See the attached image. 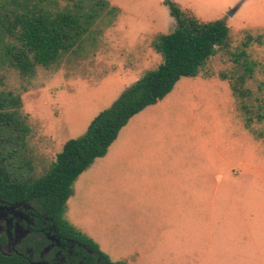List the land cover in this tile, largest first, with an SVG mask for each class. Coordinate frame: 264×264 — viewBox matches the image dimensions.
<instances>
[{"label": "rangeland", "instance_id": "rangeland-1", "mask_svg": "<svg viewBox=\"0 0 264 264\" xmlns=\"http://www.w3.org/2000/svg\"><path fill=\"white\" fill-rule=\"evenodd\" d=\"M84 48L32 76L0 67V91L22 100L31 131L18 163L44 175L64 144L85 135L95 117L162 58L158 34L177 27L165 0H108ZM201 21L222 20L229 48L194 78H181L162 100L133 116L107 154L73 184L65 218L111 262L124 264H264V121L245 128L230 83L243 73L232 53L264 24V0H171ZM245 83L251 108L264 103V45ZM227 76L222 80L220 75ZM25 166V165H24Z\"/></svg>", "mask_w": 264, "mask_h": 264}, {"label": "trees", "instance_id": "trees-1", "mask_svg": "<svg viewBox=\"0 0 264 264\" xmlns=\"http://www.w3.org/2000/svg\"><path fill=\"white\" fill-rule=\"evenodd\" d=\"M177 22L174 31L158 34L152 48L162 58L155 69L144 72L113 105L100 112L80 138L67 141L47 172L33 177L30 163H18L26 150L30 127L21 114L22 100L10 91H0V196L6 200H36L62 232L86 244L106 264L111 262L93 239L65 218L66 204L73 184L97 159L107 154L119 131L145 108L162 101L181 78L197 77L219 50L230 46V28L222 20L201 21L191 10L165 0ZM120 9L108 0H0V67L9 66L22 76H32L36 67L57 66L71 53L84 48L89 35L102 19H116ZM264 45V30L246 34L238 50L232 53L243 73L230 83L239 100L245 128L252 131L254 121H264V103L251 108L246 101L251 91L245 83L253 77L257 63L249 59L251 44ZM222 80L227 76L220 75ZM263 138V134H255ZM0 264H30L21 256L4 255Z\"/></svg>", "mask_w": 264, "mask_h": 264}, {"label": "flooded vegetation", "instance_id": "flooded-vegetation-1", "mask_svg": "<svg viewBox=\"0 0 264 264\" xmlns=\"http://www.w3.org/2000/svg\"><path fill=\"white\" fill-rule=\"evenodd\" d=\"M0 251L30 264H106L86 244L62 232L36 200L1 196Z\"/></svg>", "mask_w": 264, "mask_h": 264}, {"label": "crops", "instance_id": "crops-1", "mask_svg": "<svg viewBox=\"0 0 264 264\" xmlns=\"http://www.w3.org/2000/svg\"><path fill=\"white\" fill-rule=\"evenodd\" d=\"M179 5V4H178ZM180 6V5H179ZM182 9H187V10H191L194 14H195V12L192 10V9H190V8H185V7H182V6H180ZM196 15V14H195ZM197 16V15H196ZM253 30H255L256 32H259V31H262V30H264V24H261V23H258L257 25H254L253 27ZM155 105V104H154ZM150 107V106H149ZM85 234V233H84ZM88 236V235H87ZM89 237V236H88ZM91 238V237H90ZM92 239V238H91ZM95 242V241H94Z\"/></svg>", "mask_w": 264, "mask_h": 264}]
</instances>
